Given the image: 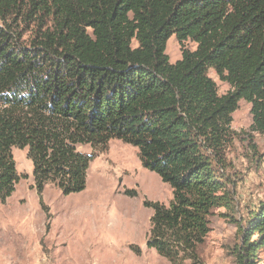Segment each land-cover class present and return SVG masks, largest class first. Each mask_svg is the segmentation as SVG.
I'll list each match as a JSON object with an SVG mask.
<instances>
[{
    "label": "trees",
    "instance_id": "16d2710c",
    "mask_svg": "<svg viewBox=\"0 0 264 264\" xmlns=\"http://www.w3.org/2000/svg\"><path fill=\"white\" fill-rule=\"evenodd\" d=\"M17 21L33 26L25 43ZM0 22V203L20 177L13 147L27 148L47 210L45 184L83 190L94 156L120 139L172 190L167 205L144 201L146 247L173 264L195 257L212 209L228 203L220 166L241 99L264 134V0H0ZM172 35L196 44L175 62ZM247 228L259 239L244 240L236 264H254L264 245V205Z\"/></svg>",
    "mask_w": 264,
    "mask_h": 264
},
{
    "label": "rangeland",
    "instance_id": "374dc122",
    "mask_svg": "<svg viewBox=\"0 0 264 264\" xmlns=\"http://www.w3.org/2000/svg\"><path fill=\"white\" fill-rule=\"evenodd\" d=\"M12 24L25 43L33 26ZM195 47L189 39L179 45L172 35L165 52L175 62L181 49ZM208 75L219 95L230 89L213 69ZM251 122L250 104L241 99L232 113L224 166H220L228 180V203L212 209L209 230L196 256L176 264H236L234 252L244 240L258 241L247 223L264 205V134L252 131ZM77 149L93 152L89 144ZM12 156L20 177L11 195L0 203V264H173L146 247L153 209L144 201L167 205L172 190L156 172L141 165L137 147L110 139L108 149L90 162L85 188L79 192L65 195L54 184H45L41 196L47 210L39 203L27 148L13 147ZM126 189L136 195L125 194ZM253 263L264 264V245Z\"/></svg>",
    "mask_w": 264,
    "mask_h": 264
}]
</instances>
